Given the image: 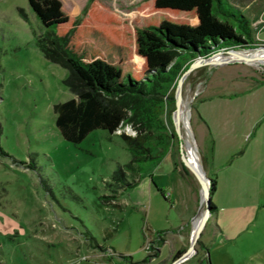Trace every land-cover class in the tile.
<instances>
[{
	"label": "rangeland",
	"instance_id": "1",
	"mask_svg": "<svg viewBox=\"0 0 264 264\" xmlns=\"http://www.w3.org/2000/svg\"><path fill=\"white\" fill-rule=\"evenodd\" d=\"M140 1L102 2L121 20L141 25ZM230 1L247 17L252 32L248 46L232 49L247 51L264 46V0ZM19 9L29 22L20 17ZM63 12L75 16L65 9ZM37 29L38 22L26 0H0V264H95L107 258L114 264H206V248L210 264H264V217L263 223L245 227L228 223L222 242L214 228H222V220L212 227L210 217L194 244V252L179 260L172 253L159 255V246L151 242L148 229L177 230L178 218L191 202L189 190L179 184V176L168 178L166 171L184 172L192 183L188 184L197 190L194 219L200 216L204 204L200 184L179 152L185 132L181 121L177 120L181 136H175L168 153L148 168L147 172L158 166L153 176L140 177L131 190L133 193L148 187L151 178L157 184L168 180L176 190L174 205L159 194L146 204L145 212L126 204L123 186L131 178L125 172L123 180L113 181L111 175L118 164L130 161L118 134H130L132 129L124 125L115 134L95 129L78 144L61 137L54 123V104L73 95L63 84L67 70L46 61L37 48L33 34ZM225 66L236 71L227 78L264 80L263 63L251 65L231 59L201 63L186 75L181 96L187 104L188 123L200 158L193 108L209 77ZM175 89L176 84L168 91L162 115L171 131H175ZM107 232L111 235L105 238ZM192 234L185 237L184 251Z\"/></svg>",
	"mask_w": 264,
	"mask_h": 264
},
{
	"label": "trees",
	"instance_id": "2",
	"mask_svg": "<svg viewBox=\"0 0 264 264\" xmlns=\"http://www.w3.org/2000/svg\"><path fill=\"white\" fill-rule=\"evenodd\" d=\"M26 1L38 22L35 44L46 61L67 70L63 84L73 95L54 104L57 131L78 144L95 129L115 134L129 125L133 135L121 132L118 137L130 161L118 164L111 175L121 181L126 172L131 178L123 186L127 189L171 148L176 133L162 121L165 99L189 62L215 49L248 46L252 40L249 20L230 0H141V25L121 20L101 0H88L74 18L63 12L61 0ZM201 160L205 170L202 154ZM208 180L211 196L216 180ZM163 234L165 230L154 233L158 246Z\"/></svg>",
	"mask_w": 264,
	"mask_h": 264
},
{
	"label": "crops",
	"instance_id": "3",
	"mask_svg": "<svg viewBox=\"0 0 264 264\" xmlns=\"http://www.w3.org/2000/svg\"><path fill=\"white\" fill-rule=\"evenodd\" d=\"M87 1L60 2L62 10L79 16ZM225 67L218 74L215 70L209 77L193 108L200 145L197 143L207 161L205 172L216 180L215 192L210 196L214 206L210 217L213 219L212 227L218 219L222 220V228L214 225L221 242L226 235L224 226L228 223L237 228L245 227L263 223L264 217V80H251L245 76L230 79L227 77L235 71L234 67ZM156 169L158 166L143 176H153ZM166 172L168 178L175 174L179 176V184H183L184 189L187 187L191 202L186 213L179 216L177 230H165L164 241L158 247L159 255L183 250L186 235L193 233L192 220L198 205L197 190L185 182L176 169ZM171 186L168 180L157 184L151 178L148 187L145 185L133 193V187L125 188L122 196L126 204L131 203L134 208L145 212L146 204L158 194L174 205L177 195ZM148 231L153 242L157 231ZM167 243L170 248H166ZM206 255L209 257L208 249ZM94 263L114 264L110 258Z\"/></svg>",
	"mask_w": 264,
	"mask_h": 264
},
{
	"label": "water",
	"instance_id": "4",
	"mask_svg": "<svg viewBox=\"0 0 264 264\" xmlns=\"http://www.w3.org/2000/svg\"><path fill=\"white\" fill-rule=\"evenodd\" d=\"M251 49H253V50H260V51H264V46H258V47H255V48H251ZM244 50H246V49H244ZM236 51H241V50H236V49H219V50H214L213 52H212V54L211 55H209V56H206V57H202L201 55H197L194 59H192L191 60V62H189V64H188V66L183 70V72H182V74H181V76H179L178 77V79H177V82H176V89H175V91H174V99H175V110L178 108V105H180L181 104V102H182V96H181V81H182V79L184 78V77H186V75L187 74H189L190 72H191V70L194 68V67H196V66H198L199 64H201V63H203L202 61H204V60H207V59H209L210 57H212V56H214L215 54H220V53H222V52H225L226 54H233V53H235ZM249 59H251V58H245V57H241L240 59H235V60H241V61H245V62H247ZM230 60V59H229ZM220 62H225V60L224 61H220ZM174 110V111H175ZM175 118H174V116H173V118H172V122H173V124H174V127H175V133H176V136L177 137H180L181 136V129H180V125L174 120ZM190 132H191V130H190ZM190 136H191V140H192V142H193V145L195 146V151H196V153L198 154V157H199V161H200V163H199V166H200V169H201V172H202V174L205 176V178H204V180H205V184L204 183H202L200 180H199V176L197 175V174H195V176H196V178H197V180H198V182H199V184H200V187H201V190H200V195H201V192H203L204 193V204H203V206H202V211H201V216H200V220H198V224H197V226H196V229H195V231H194V234L191 236V240H190V245H189V247H188V249H186L183 253H181L178 257H177V260H179V259H183V258H185L191 251L192 252H194L195 251V247H194V244L197 242V240H198V238H199V236L201 235V231H202V229L204 228V226H205V224L207 223V221L209 220V218H210V215H211V211H210V209H209V206H210V202H211V199H210V194H209V184H208V182H209V180H208V178L209 177H207L206 175H205V171H204V169H203V167H202V160H201V158H200V156H199V153H198V151H197V145H196V142H195V140H194V138H193V136H192V132H191V134H190ZM183 147L181 146V148H179V152H180V155H181V159H182V162H183V164L185 165V167H187V168H189L190 169V167H189V162H188V160H187V158H186V156H185V151L182 149ZM191 170V169H190Z\"/></svg>",
	"mask_w": 264,
	"mask_h": 264
},
{
	"label": "bare ground",
	"instance_id": "5",
	"mask_svg": "<svg viewBox=\"0 0 264 264\" xmlns=\"http://www.w3.org/2000/svg\"><path fill=\"white\" fill-rule=\"evenodd\" d=\"M241 57L251 58L247 61L251 65H258L259 63L264 64V51H260V50H247V51L241 50V51H236L233 54L230 53L227 55L215 54L214 56L210 57L209 59L202 61L203 62L202 64H205V63L212 64V63H216V62L219 63L220 61L229 60V59L235 60V59H240ZM184 78L181 81V91L183 90L182 86H183ZM186 105H187L186 102L182 99L181 104L178 105V108L174 111L173 116H174V118H175L174 120L176 122H177V120L181 121V124L185 130V132L183 134V143H182L183 148L182 149L185 151V156L189 162L188 163L189 167L193 173H195L199 176V180L205 184L206 183L204 180L205 176L201 172V169L199 166V163H200L199 157L195 151V146L193 145V142H192L191 136H190L191 132H190V126L188 123L189 113H188V109L186 108ZM201 200H202V202L204 201V193L203 192H201ZM200 216H201V214H200ZM200 216L196 217L193 220V234H194V231H195L196 226L198 224V220H200Z\"/></svg>",
	"mask_w": 264,
	"mask_h": 264
},
{
	"label": "built area",
	"instance_id": "6",
	"mask_svg": "<svg viewBox=\"0 0 264 264\" xmlns=\"http://www.w3.org/2000/svg\"><path fill=\"white\" fill-rule=\"evenodd\" d=\"M127 130L129 131V128H128V127H127ZM118 131H119V130H118ZM133 132H134V131L132 130V131L130 132V134H128V133H127V134H128V135H133ZM167 194H169V192H167Z\"/></svg>",
	"mask_w": 264,
	"mask_h": 264
}]
</instances>
